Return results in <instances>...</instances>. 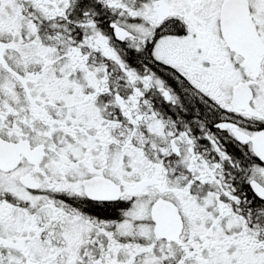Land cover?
<instances>
[{
	"label": "snow or ice",
	"instance_id": "obj_1",
	"mask_svg": "<svg viewBox=\"0 0 264 264\" xmlns=\"http://www.w3.org/2000/svg\"><path fill=\"white\" fill-rule=\"evenodd\" d=\"M0 264H264V0H0Z\"/></svg>",
	"mask_w": 264,
	"mask_h": 264
}]
</instances>
